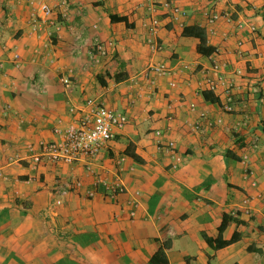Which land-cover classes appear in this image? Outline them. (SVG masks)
<instances>
[{"label":"crops","instance_id":"1","mask_svg":"<svg viewBox=\"0 0 264 264\" xmlns=\"http://www.w3.org/2000/svg\"><path fill=\"white\" fill-rule=\"evenodd\" d=\"M43 1L58 29L28 0H0V264H151L164 243L168 264H264V0H68L65 16L60 0ZM213 12L232 21L209 24ZM194 26L208 52L198 51V35H184ZM96 38L114 42L99 62L89 55ZM215 59L244 110L202 96ZM160 62L173 74L151 85L143 71ZM87 98L126 124L92 159L31 168L28 146L57 140L53 128ZM116 178L124 191L110 197L105 184ZM75 180L81 187L57 204L56 184ZM246 197L250 213L233 215Z\"/></svg>","mask_w":264,"mask_h":264},{"label":"built area","instance_id":"2","mask_svg":"<svg viewBox=\"0 0 264 264\" xmlns=\"http://www.w3.org/2000/svg\"><path fill=\"white\" fill-rule=\"evenodd\" d=\"M28 2L35 6L46 23L55 26L57 29L59 28L57 19L53 17L54 8L43 0H28ZM58 6V13L61 14V16H65L69 6L68 0H60ZM181 14L182 10L177 5H174L172 7L173 18H177ZM221 17L227 22L232 21L229 14L221 15L217 12H213L208 17V22L209 24H213ZM157 25L158 20L153 18L149 30L154 32ZM238 25L241 26V24ZM33 28H36L35 23H33ZM250 29L254 31L255 28L251 26ZM147 44L153 51H159L161 49V45L151 37L147 40ZM113 45L114 42L112 40L103 42L96 38L91 43L89 55L95 62H99L102 57L108 54ZM12 57L14 61L19 60V55L17 53H13ZM222 66V63L215 59L211 71L203 78L201 86H203V90L211 91L218 97L219 104L225 112H234L238 109L244 110L248 107V103L244 98L237 96L233 92L232 83L224 74V71H222ZM172 74L173 70L163 62L151 64L143 71V76L149 80L151 85L154 84L157 78ZM62 82L64 84H69L70 78L64 76L62 77ZM173 84V82H170V85ZM190 107L194 109V105H190ZM70 110L75 112L76 118L64 128L59 126L53 128V133L58 136L57 140L39 142L37 148L32 145L28 146V161L31 168L37 169L44 161L72 164L80 160L92 159L96 157L107 145L108 141L114 137L115 130L121 129L127 122L126 115L103 105L93 98L85 99L81 106L76 108L72 107ZM200 116L205 117L206 113L202 111L200 112ZM194 128L199 132L204 131V127L199 124H196ZM155 133L156 135H160V131H156ZM163 148L173 159L172 165L175 167L178 164L179 157L176 154L174 141L169 140L163 145ZM120 159L123 160V158ZM246 159L247 155L244 154L243 160L245 161ZM89 167L88 164L87 168ZM81 185V181L79 180L65 184H56L54 188L55 193L58 195L56 203L60 204L62 202L61 198L64 195L72 189L80 188ZM105 188L110 197H114L118 193L124 191V186L119 178H116L111 183H106ZM86 194L92 196L94 191L88 190ZM249 201L250 199L248 197L244 198L241 202V208L235 207L232 214L237 215L238 209H242L246 214H249ZM130 203L132 206H136L138 202L132 200ZM130 214L134 215V211H131Z\"/></svg>","mask_w":264,"mask_h":264},{"label":"trees","instance_id":"3","mask_svg":"<svg viewBox=\"0 0 264 264\" xmlns=\"http://www.w3.org/2000/svg\"><path fill=\"white\" fill-rule=\"evenodd\" d=\"M112 20H117V21H120V20H124V18H111ZM183 33L184 35L187 34V33H192V34H195V35H198V37L200 38V42L198 44V51L200 52H208L206 50L203 49V46H204V43H205V35L203 34L204 33V29L203 28H200L198 26H194L190 29H187V28H184L183 30ZM208 50V48H207ZM209 50L212 51V48H209ZM210 52V51H209ZM209 93H211L210 91H202V96L204 97V99H207V100H210L212 102H217L219 103V99L216 97V96H209ZM125 153L131 157L132 159H134L135 161H140V158L139 156L134 152L133 148L131 147V144H128L126 149H125ZM226 222L225 219L222 220L220 226L218 227V230H219V234L222 232V230L224 229L225 225H226ZM236 237H232L230 240H220L219 243L217 244L218 247H221V246H224V245H227L229 243H232L233 241H235ZM169 246L168 243H164L162 246H160L152 255L151 259H150V263L151 264H168V260H167V257H166V252H165V249Z\"/></svg>","mask_w":264,"mask_h":264}]
</instances>
